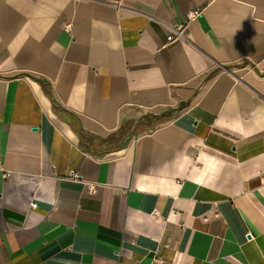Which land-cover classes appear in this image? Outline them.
Here are the masks:
<instances>
[{"label":"crops","instance_id":"obj_1","mask_svg":"<svg viewBox=\"0 0 264 264\" xmlns=\"http://www.w3.org/2000/svg\"><path fill=\"white\" fill-rule=\"evenodd\" d=\"M0 160V264H264V0H0Z\"/></svg>","mask_w":264,"mask_h":264},{"label":"built area","instance_id":"obj_2","mask_svg":"<svg viewBox=\"0 0 264 264\" xmlns=\"http://www.w3.org/2000/svg\"><path fill=\"white\" fill-rule=\"evenodd\" d=\"M197 15V12L194 11L191 13L190 18H194ZM185 25L184 24H179L174 27H167V41L169 43L174 42L176 40L182 39L184 37L183 32H184ZM0 171L2 172L3 176L6 177L7 174L4 170L3 164L0 160Z\"/></svg>","mask_w":264,"mask_h":264}]
</instances>
